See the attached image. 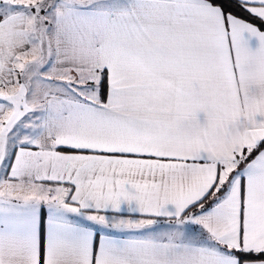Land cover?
<instances>
[{"label": "snow or ice", "instance_id": "1", "mask_svg": "<svg viewBox=\"0 0 264 264\" xmlns=\"http://www.w3.org/2000/svg\"><path fill=\"white\" fill-rule=\"evenodd\" d=\"M0 264H264V0H0Z\"/></svg>", "mask_w": 264, "mask_h": 264}]
</instances>
